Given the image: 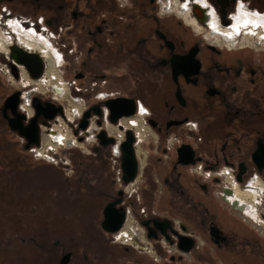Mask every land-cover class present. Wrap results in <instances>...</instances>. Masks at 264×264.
I'll return each mask as SVG.
<instances>
[{"label":"flooded vegetation","instance_id":"flooded-vegetation-1","mask_svg":"<svg viewBox=\"0 0 264 264\" xmlns=\"http://www.w3.org/2000/svg\"><path fill=\"white\" fill-rule=\"evenodd\" d=\"M219 1L227 25L218 0H0V24L11 31L0 27V192L9 193L0 198V264H264V0ZM240 9L258 18L238 13L237 26L228 28ZM13 46L39 52L43 73L44 59L56 65L60 57L61 77L84 107L74 134L85 150H60L57 163L33 151L41 147L42 127L63 115L40 117V144L29 149L11 129L17 116L4 109L15 94L23 127L36 115L34 98L61 106L32 95L29 72L6 58ZM28 95L31 118L21 109ZM111 103L133 114L113 123ZM101 132L113 143L101 145ZM128 132L137 176L126 185ZM77 153L106 173L97 192L87 190L90 173L81 162L80 176ZM67 185L72 198L46 195ZM237 190L255 198H238ZM113 203L112 213L124 215L115 233L103 226ZM125 228L136 236L141 230L146 242L121 243ZM180 237L190 239L188 251H181Z\"/></svg>","mask_w":264,"mask_h":264},{"label":"built area","instance_id":"built-area-1","mask_svg":"<svg viewBox=\"0 0 264 264\" xmlns=\"http://www.w3.org/2000/svg\"><path fill=\"white\" fill-rule=\"evenodd\" d=\"M238 11L240 15L245 14L247 18H249L248 16L251 15L258 18L257 15L249 14L250 12L248 11H241V9ZM231 17L233 18V25H230L228 28H232L234 25L237 26L239 21V15H237V12L234 16ZM247 29L242 30L241 34H243ZM30 86L32 95H49L56 101V103L60 104L63 109L62 117L57 116L54 122H50V125L42 127L43 139L41 147L33 151L36 152V154L40 158H43L50 163H57L55 153H57L58 151L70 149L73 147L84 149L85 144L78 143V136L74 134V128L76 127V123L83 113L84 107L80 104L78 98L74 96L71 86L63 81L59 71L58 63L54 66L52 72H49V66L47 62H45V71L43 75L37 80L31 79ZM31 101L32 99L28 95L25 97L24 102L21 106L22 111L26 113L28 118H31L34 115ZM92 128L96 129L94 125L92 126ZM59 135L62 136L59 137ZM233 188L234 186L232 185L226 186V190L231 191V189ZM221 198L224 199V202L226 204H231V206H233V203L231 202L232 200L229 199L228 195H225L223 193L221 194ZM254 212L255 216L252 217L257 216L256 209ZM135 228L136 226H134V229ZM137 235L138 236H136V233L133 234L132 232H129L125 228L119 233L117 238L121 240V243L127 246L137 247L140 242H146L144 233L141 230Z\"/></svg>","mask_w":264,"mask_h":264},{"label":"water","instance_id":"water-1","mask_svg":"<svg viewBox=\"0 0 264 264\" xmlns=\"http://www.w3.org/2000/svg\"><path fill=\"white\" fill-rule=\"evenodd\" d=\"M217 3L222 6L221 17L224 24L227 25L228 23L225 22V11L223 10V5L219 0ZM201 20L206 21L204 19ZM11 58L15 61V63L24 66L33 80H37L42 76L44 70V63L41 56H39L38 54L28 53L22 49L13 47L11 48ZM13 73L17 76V72L15 69H13ZM114 103L110 104L111 110L113 112V116L111 117L113 123H116L117 119L122 115L130 116L133 114V110H131L130 108H128V110L126 111H123V109H121V107L119 106L120 103H116V104ZM33 107L35 108L36 115L33 119L30 120L29 125L26 127H23L22 125V120L25 119V116L18 114L16 112L17 94L13 95L6 101V105L4 109L5 112L7 108H11L14 114H16L17 118L9 120V126L11 127L12 130L17 131L22 137H24L27 140L28 144L26 145V149H29L30 146H39L40 144V129L38 125V120L40 117H43L47 121H52L58 114L63 115V109L61 106H56L52 103H46L43 105L39 100V98H34ZM87 117H89V112L85 114V117L81 122L80 128L83 130L87 127V122H86ZM98 138L100 140L101 145L106 146L110 143H113L112 139H108L106 137L105 132H101ZM132 143H133L132 134L128 132L127 141L122 146V150H123L122 179L126 185L133 183L137 176V163L135 160V154ZM119 195H123V192L121 191ZM114 205L115 203L107 207L105 211V220L103 222V226L105 227V229L111 233H115L119 231L124 221L123 214L112 213L113 212L112 210H114ZM232 209L239 210V208L235 207L234 205L232 206ZM110 223L113 224V227L111 228H109ZM180 238L184 242L179 245L181 251H188L190 247L185 246L184 244L186 240H190V239L186 237H180Z\"/></svg>","mask_w":264,"mask_h":264},{"label":"rangeland","instance_id":"rangeland-1","mask_svg":"<svg viewBox=\"0 0 264 264\" xmlns=\"http://www.w3.org/2000/svg\"><path fill=\"white\" fill-rule=\"evenodd\" d=\"M179 12V11H178ZM237 12V14L239 13V11L237 10L236 11ZM180 13V12H179ZM4 24V23H3ZM4 28V27H3ZM4 30V29H3ZM6 30V29H5ZM6 32H8V33H10L11 31L10 30H6ZM12 34V33H11ZM244 38V36H241V39H243ZM248 40H250L251 41V39H248ZM68 150V151H67ZM69 150L70 149H64L63 151H67L65 154L66 155H68V153H69ZM72 151V150H71ZM70 153H72V152H70ZM64 154V155H65ZM65 160V159H64ZM89 158L87 157V156H85V155H83V154H81V153H77V155H76V157H75V163L77 164V166L79 167V169H81V171H83L84 170V168L85 167H83L84 165H87L86 167H88V169L87 170H89V173L90 174H88V176H89V179H90V185H89V188L87 189V190H89V191H95L96 189H98V188H100L99 186H97L98 184H99V179H100V176H101V174H102V176L104 175V176H106L105 174H104V170L102 169L101 170V168L100 167H94V168H92L93 166L89 163ZM81 162H83L84 163V165H81L80 163ZM94 164V163H93ZM63 166H67V165H63ZM92 166V167H91ZM81 171H80V176L83 178V180H84V178H85V176H86V173L83 171L82 172V174H81ZM108 171V170H107ZM111 173V179H113V178H115V180H117V178H116V175H115V173L111 170L110 171ZM64 173H65V175L67 174V173H70L69 172V170H67V169H64ZM109 173V172H108ZM64 175V176H65ZM114 175H115V177H114ZM103 178H105V177H103ZM71 180V179H70ZM102 182L103 181H101L100 182V184H102ZM83 182H81L80 184H82ZM6 187H7V185L6 184H4ZM30 185V184H29ZM28 185V186H29ZM119 185H121V183H119V182H117V184H114V189L116 190V188H118V186ZM24 186H27V185H24ZM31 186L32 187H27V188H29V189H33V186L34 185H32L31 184ZM102 186V185H101ZM67 187H68V189L67 188H65L64 190H63V192L62 193H59L58 191V193L55 191L56 190V188L55 187H49L45 192H46V195L48 194V196H50V198H72V197H70V189H69V187L70 186H68L67 185ZM136 187H137V185L136 186H128V191H129V193L130 192H132V190L133 189H136ZM6 191L4 192V193H2L1 194V192H0V198H9V193L7 192V189L5 188V187H3ZM84 188V187H83ZM0 190H1V188H0ZM25 190V187H21V191L22 192H20V196H22V193H23V191ZM264 190V189H263ZM45 192H43V193H41V197L42 196H45ZM82 192H86V190H84V189H82ZM96 192H97V190H96ZM49 193H52L51 195L49 194ZM217 196V195H216ZM40 196L38 195L37 197H36V194H32V198H39ZM81 198V197H80ZM82 198H84V197H82ZM259 198H264V193H263V195L261 196H259ZM261 201V199L259 200V202ZM227 210H229L230 208H227L228 207V205H223ZM55 210V209H54ZM79 210L81 211V208H79ZM229 212H230V214L231 215H233L234 217H236V218H238V219H243V218H245L247 221H249V217L246 215V216H243L242 217V215H239V214H236L235 213V211H233L232 209H231V211L229 210Z\"/></svg>","mask_w":264,"mask_h":264},{"label":"bare ground","instance_id":"bare-ground-1","mask_svg":"<svg viewBox=\"0 0 264 264\" xmlns=\"http://www.w3.org/2000/svg\"><path fill=\"white\" fill-rule=\"evenodd\" d=\"M194 10H195V12H196V14L201 18V19H204V20H206V17H205V15L203 14V11L201 10V8H199L198 6H194ZM245 15V14H244ZM247 17V16H246ZM239 21H240V19H239ZM18 27H19V29L20 30H24L25 31V33H28V34H31V36L32 37H34L35 38V35H34V33L32 32V31H30V30H26L23 26H19L18 24H16ZM6 25H1L0 24V27L3 29V27L6 29L7 27H5ZM249 31V30H248ZM254 31H257V28L254 30ZM250 32V31H249ZM256 36V35H255ZM36 39V38H35ZM37 40V39H36ZM39 40V39H38ZM42 42H45L44 40H41ZM46 43V42H45ZM13 47H15V46H13ZM13 47H11V48H13ZM11 48H10V53H9V55H7V59L9 60V57H11ZM16 48H18L17 46H16ZM19 49H22V48H20L19 47ZM50 49H51V51H53L54 52V50L50 47ZM23 50V49H22ZM25 51V50H24ZM26 52H28V53H31V51L30 50H28V51H26ZM35 53V52H34ZM37 54V53H36ZM54 54H56L57 56H58V54L57 53H54ZM38 55H41V54H39V52H38ZM42 57V56H41ZM59 57V56H58ZM60 58V57H59ZM44 59V58H43ZM45 60V59H44ZM45 62H46V60H45ZM57 63H59V59H58V61H57ZM56 63V64H57ZM17 66H18V68H20V67H23V68H25L24 66H22V65H19V64H17V63H15ZM48 64V66H49V72H52V69L54 68V66L55 65H50L49 63H47ZM2 69H4L5 71H7V66L6 65H2ZM26 71V70H25ZM55 72V71H54ZM21 76H22V73H21ZM23 77V76H22ZM30 82H31V80H30ZM62 135H59V137H61ZM231 191H235L234 190V188L233 189H231ZM237 197L238 198H255V193L253 192V193H249V192H243V191H241V190H237Z\"/></svg>","mask_w":264,"mask_h":264}]
</instances>
